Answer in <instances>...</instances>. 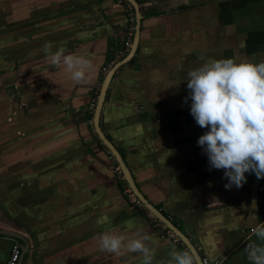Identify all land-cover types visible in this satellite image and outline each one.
I'll use <instances>...</instances> for the list:
<instances>
[{
  "label": "crops",
  "instance_id": "0c3cea01",
  "mask_svg": "<svg viewBox=\"0 0 264 264\" xmlns=\"http://www.w3.org/2000/svg\"><path fill=\"white\" fill-rule=\"evenodd\" d=\"M137 51L115 72L100 127L142 195L221 264H251L245 247L264 223V178L226 189L197 145L207 131L190 114L187 73L223 58L264 60V0H136ZM120 0H0V264L14 239L19 264H142L137 253L100 250L97 237L150 234L152 264L189 250L149 210L132 205L115 159L88 120L102 69L123 48ZM90 60L89 82L49 65L45 45ZM129 52V51H128Z\"/></svg>",
  "mask_w": 264,
  "mask_h": 264
},
{
  "label": "clouds",
  "instance_id": "9594fccd",
  "mask_svg": "<svg viewBox=\"0 0 264 264\" xmlns=\"http://www.w3.org/2000/svg\"><path fill=\"white\" fill-rule=\"evenodd\" d=\"M187 3L188 0H185ZM49 65H63L76 84L90 79L92 64L84 56L53 50L45 45ZM190 114L201 128H206L197 145L207 155L210 169H223L225 188H237L246 182L245 173L264 178V60L213 59L187 73ZM261 243L251 242L245 253L251 264H264V223L252 229ZM150 234L137 233L133 238L116 232L97 237L100 250L116 256L137 253L142 264H152L154 249L148 242ZM167 264H197L190 250H171Z\"/></svg>",
  "mask_w": 264,
  "mask_h": 264
},
{
  "label": "water",
  "instance_id": "95a60500",
  "mask_svg": "<svg viewBox=\"0 0 264 264\" xmlns=\"http://www.w3.org/2000/svg\"><path fill=\"white\" fill-rule=\"evenodd\" d=\"M127 1L134 10L135 14V25H134V33H133V39H132V45L129 50V52L120 60H118L106 73L104 76L99 93L97 96V100L94 106V111H93V129L94 132L97 134L99 140L101 143L109 150L113 158L115 159L118 167L120 168L123 177L128 184V186L131 188L135 196L138 198V200L144 205V207L151 212V214L159 221L161 222L168 230H170L186 247L190 250V252L197 258V264H203L202 259L203 256L198 253L196 248L193 246V244L190 242V240L178 229V227L173 224L164 214H162L157 208H155L148 200L142 195L138 187L136 186L131 172L120 154V152L117 150V148L108 140V138L105 136L103 133L101 127H100V117H101V110L102 106L104 104L106 94L108 91L109 84L117 71L120 67L123 65L127 64L134 56V54L137 51L138 47V41H139V34H140V23L142 19V15L140 12V7L139 4L136 0H125ZM0 234L4 236H10L14 238L21 239L25 242V252H28L29 249V244L28 240L20 236L19 234L6 231V230H0ZM22 255V254H21Z\"/></svg>",
  "mask_w": 264,
  "mask_h": 264
},
{
  "label": "built area",
  "instance_id": "2783aa9c",
  "mask_svg": "<svg viewBox=\"0 0 264 264\" xmlns=\"http://www.w3.org/2000/svg\"><path fill=\"white\" fill-rule=\"evenodd\" d=\"M125 6L127 7V12H128V23L126 24V30L127 31H126L125 40L123 42V48L121 49V51L119 53L115 54L114 58L112 60H110L107 63V65L102 69V80H103L104 76L106 75V73L108 72V70L118 60L123 58L128 53V51L130 50L131 45H132V39H133V33H134V25H135V14H134L133 7L128 2H127V4ZM100 85H101V82H100ZM100 85H99V87L97 89V93L95 94V97L93 99L92 107L95 106V103H96V100H97V96H98V93H99V89H100ZM88 122L91 125V127H93L92 120L90 119V120H88ZM115 171L117 173L118 179L123 184V192L127 196L129 202L132 205H134L135 207H137V208L145 209L144 205L138 200V198L135 196V194L133 193L131 188L126 183V181H125V179L123 177V174H122L120 168L118 167V165H116ZM149 216L154 221V223L158 227H160L163 232H165V234L167 236H171L173 238H177L170 230H168L161 222H159L151 213H149ZM22 249L23 248H22L21 242L18 239H14V241H13V243L11 245V248L9 250L8 258H7L5 264H19V261H20V258H21V254H22ZM202 263L203 264H221V262L219 260H208L206 258L202 259Z\"/></svg>",
  "mask_w": 264,
  "mask_h": 264
},
{
  "label": "trees",
  "instance_id": "16d2710c",
  "mask_svg": "<svg viewBox=\"0 0 264 264\" xmlns=\"http://www.w3.org/2000/svg\"><path fill=\"white\" fill-rule=\"evenodd\" d=\"M125 5L127 4V1H125V0H121Z\"/></svg>",
  "mask_w": 264,
  "mask_h": 264
}]
</instances>
